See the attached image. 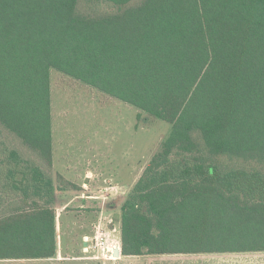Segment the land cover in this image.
<instances>
[{"label": "trees", "instance_id": "obj_1", "mask_svg": "<svg viewBox=\"0 0 264 264\" xmlns=\"http://www.w3.org/2000/svg\"><path fill=\"white\" fill-rule=\"evenodd\" d=\"M0 0V260L56 254L50 71L171 125L120 205L121 255L264 253V0ZM252 161L220 168L206 157ZM63 185V187H62Z\"/></svg>", "mask_w": 264, "mask_h": 264}, {"label": "rangeland", "instance_id": "obj_2", "mask_svg": "<svg viewBox=\"0 0 264 264\" xmlns=\"http://www.w3.org/2000/svg\"><path fill=\"white\" fill-rule=\"evenodd\" d=\"M141 1L132 0L127 7H133ZM77 11L79 14L95 17L116 13L117 8L104 0H78ZM50 95L53 163L58 169L55 170V175H53L54 171L51 170V176L54 178L56 186L59 187L56 182V177L59 176L64 182L82 191L83 188L76 184L80 177L79 174H76L78 175L76 182H69L58 173L66 172L59 170L64 165L75 167L83 165V168H88V170L77 172H82L84 175L93 174V176H89L92 183L87 188L89 193L96 195L93 197L102 200L107 199L105 205L113 201L114 198L111 197L116 198L120 194L121 197H126L129 192L126 188L122 189L118 184L127 178L129 183L133 180L135 184L160 144L168 137L171 125L128 104L108 97L55 70L50 71ZM2 143L17 149L25 158L39 163L34 154L24 148L14 136L0 126V147ZM206 157L209 163L218 165L220 168L253 169L260 167L252 161L223 156L210 157L206 155ZM99 163L104 164L100 168H105V170H100ZM115 165L118 166L114 167ZM107 166L110 170H106ZM99 171L107 176V179L103 183L101 182L102 185L96 184L98 180L94 176ZM67 172L73 173L72 170ZM67 175L69 176V173ZM65 188L66 193L60 195V198L65 202H68L73 197L72 195H79L78 190L73 189L72 186ZM77 204L69 205L64 211L66 217L75 223L85 216V212L89 211L87 208H79ZM119 205L108 209L104 206V211L100 215L91 218L89 228L90 232L92 229V233L89 232L90 236L93 234V225L99 220L100 225L104 228L108 223H111L115 225L117 230H120ZM1 209L2 205L0 212ZM94 209L98 211L100 207H94ZM83 253H85L86 258L95 254L90 250ZM71 254L73 257L62 254L55 261L47 259L0 260V264H75V262H68L78 258L74 257L76 256L74 252ZM82 258L86 259L85 257ZM86 260L92 261L89 264H264V254L234 256L224 254L150 255L124 258L118 262L117 260L115 262Z\"/></svg>", "mask_w": 264, "mask_h": 264}, {"label": "crops", "instance_id": "obj_3", "mask_svg": "<svg viewBox=\"0 0 264 264\" xmlns=\"http://www.w3.org/2000/svg\"><path fill=\"white\" fill-rule=\"evenodd\" d=\"M102 164L103 163H99L98 167L99 168L102 167L104 165V164L103 165ZM109 166H113V165H109ZM116 166H118V165H115L114 167H116ZM83 167H84L83 165H80L78 167H75L72 165H64L61 169H59V170L66 171V172L58 173V174H60L63 178H65V180H69V182H76V176H78L76 174H79L80 177L77 180L76 184L80 188H83V189H82V191L78 189L79 195L78 194L72 195L73 197L68 202H65L62 198H60V195L65 194L66 190H64V191L63 190H57L55 192V194H54V198H55L54 209L56 212L55 234H56V240H58V241L56 242V254H55V256L52 258H49L47 260L55 261L56 258H60L62 254L67 255L69 257H73L71 252H74V255L76 254V256H74V257H78V258H76V260L68 261V262H75V264H89V263H91L92 261L86 260L87 258L85 256V253H83V251H82V248L85 246V244L83 242V238L90 236V233H92V229L90 232V228H89L91 218L92 217L95 218L98 215H100L101 212L104 211L103 210L105 208L104 206H106V209L113 208L115 206L117 207V205H119V204L121 205V203L125 199V196L121 197V194H120L116 198L111 197V198H114V199H112L113 201H111L108 205H105L106 204L105 202L107 199L102 200V199L93 197L96 195H92V193H89V191L87 189L89 186H91V183H92V180L90 179L91 177H89V176L90 175L93 176V174L88 173V174L84 175V173H82V172L78 173L77 171L88 170V168L84 169ZM114 167H110V168H114ZM52 170L54 171L53 175H55V170H58L55 167V163H52ZM70 170H72L73 173L67 172ZM100 170L101 171L105 170V168H100ZM106 170H110L108 166H107ZM101 171L97 172L94 175L98 180V182L96 184H101V182L103 183L104 180L107 179L106 178L107 176L102 174ZM67 173H69V176L67 175ZM99 176H100V178H99ZM53 180H54V178H53ZM94 182H95V180H94ZM133 184H134V181L132 180L129 183L128 178H127L125 181L123 180L122 183L118 184V185L122 189L126 188L127 192H129V190L133 186ZM54 185H56L55 180H54ZM110 185L113 186V184H110ZM111 188L113 189L114 187H111ZM122 195H124V194H122ZM100 200H101V202H98ZM73 203L74 204L78 203L77 205L79 208H87L89 210V211L85 212V216L83 218H81L79 221H77L76 223L73 221H70L66 217V214L64 213V211H66L68 206L73 204ZM120 205L118 206L119 214H120ZM94 207L95 208L100 207V209L97 211V209H94ZM87 214H88V216H87ZM87 220H89V221L87 222ZM243 254H264V253H242V254H224V255L234 256V255H243ZM218 255H221V254H218ZM82 257H85L86 259H83ZM138 257H140V256H138ZM138 257H132V258H138ZM144 257H146V256H144ZM124 258H129V257H124L121 255V253H119L118 258H117V262L123 260ZM86 261H88V262H86Z\"/></svg>", "mask_w": 264, "mask_h": 264}, {"label": "built area", "instance_id": "obj_4", "mask_svg": "<svg viewBox=\"0 0 264 264\" xmlns=\"http://www.w3.org/2000/svg\"><path fill=\"white\" fill-rule=\"evenodd\" d=\"M99 221L93 225V234L83 238L85 244L83 252L90 250L95 253L87 259L115 262L118 258L115 256V252L121 253L120 230H117L111 223H108L104 228Z\"/></svg>", "mask_w": 264, "mask_h": 264}, {"label": "water", "instance_id": "obj_5", "mask_svg": "<svg viewBox=\"0 0 264 264\" xmlns=\"http://www.w3.org/2000/svg\"><path fill=\"white\" fill-rule=\"evenodd\" d=\"M115 256L118 257V253H117V251L115 252Z\"/></svg>", "mask_w": 264, "mask_h": 264}]
</instances>
